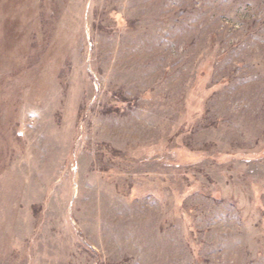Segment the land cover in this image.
<instances>
[{
	"label": "rangeland",
	"instance_id": "1",
	"mask_svg": "<svg viewBox=\"0 0 264 264\" xmlns=\"http://www.w3.org/2000/svg\"><path fill=\"white\" fill-rule=\"evenodd\" d=\"M0 264H264V0H0Z\"/></svg>",
	"mask_w": 264,
	"mask_h": 264
}]
</instances>
